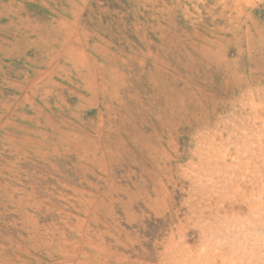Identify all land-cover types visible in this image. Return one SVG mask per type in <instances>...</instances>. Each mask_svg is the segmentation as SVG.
<instances>
[{"label": "rangeland", "instance_id": "obj_1", "mask_svg": "<svg viewBox=\"0 0 264 264\" xmlns=\"http://www.w3.org/2000/svg\"><path fill=\"white\" fill-rule=\"evenodd\" d=\"M0 264H264V0H0Z\"/></svg>", "mask_w": 264, "mask_h": 264}]
</instances>
